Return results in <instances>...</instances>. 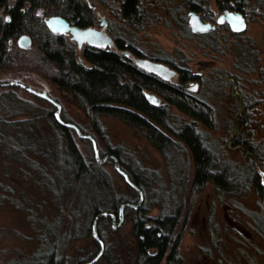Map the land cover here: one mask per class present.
<instances>
[{
  "label": "rangeland",
  "instance_id": "obj_1",
  "mask_svg": "<svg viewBox=\"0 0 264 264\" xmlns=\"http://www.w3.org/2000/svg\"><path fill=\"white\" fill-rule=\"evenodd\" d=\"M262 1L246 0L247 27L233 32L225 23H217L222 10L216 0H142L141 15L134 19L129 31H122V37L144 52L146 58L169 57L177 68L198 74L199 79L192 81L188 89L206 99L215 115L214 128L203 123L199 128L216 141L223 161L245 162L246 154L240 143H236L238 137L264 148ZM189 2L201 6V17L214 22V30L193 32L190 29ZM1 16L4 18L5 13ZM32 26L38 28L37 34L43 32L36 23ZM37 34L32 36V45L26 49L18 45L19 35L7 41L5 66L0 67V92L11 89L32 102L41 115V128L48 135L53 130L43 116L55 105L12 81L46 90L60 103L63 119L76 123L95 137L100 159L110 154L108 146L120 145L124 162L152 172L154 181L142 191L143 200L150 216L172 213L180 207L176 230L182 231L180 264H264V239L256 222L264 212L263 197L252 188L246 193L221 198L212 182L191 197L192 153L169 131L175 144L166 151L154 147L143 130L116 116L99 115L102 133L98 134L93 118L79 107L70 93L48 78L47 67L50 66L40 59L42 52ZM84 63L87 64L85 59ZM171 78L177 81L178 72ZM159 97L161 104L168 103L164 97ZM167 106L174 127L191 121L176 105ZM75 137L82 153L92 159L90 139L80 137L76 131ZM29 159L32 163L27 162ZM98 163L109 175L117 196L139 203L141 192L128 187L112 157ZM54 168L40 157L29 155L18 161L4 156L0 150V264H39L37 259L40 264L46 263L50 251L55 253L56 264L78 261L104 264L106 248L114 251L118 264H136L132 233L135 211L126 213L117 227H113L111 220H105L100 230L98 227L104 247L94 260L101 244L93 233L82 235L79 230L72 231L77 195L71 198L63 190Z\"/></svg>",
  "mask_w": 264,
  "mask_h": 264
},
{
  "label": "trees",
  "instance_id": "obj_2",
  "mask_svg": "<svg viewBox=\"0 0 264 264\" xmlns=\"http://www.w3.org/2000/svg\"><path fill=\"white\" fill-rule=\"evenodd\" d=\"M6 1L0 0V8ZM216 2L220 9L243 10L246 7V0ZM129 5L136 20L140 16L139 1L130 0ZM190 6L198 12L202 11L197 3L192 2ZM12 11L10 21H4L0 17V67L5 66L7 41L17 36L24 26L34 23L38 25L37 21L24 20L14 9ZM37 36L40 37L39 47L42 52L40 59L43 64L50 66L47 67L48 78L57 87L70 93L79 107L93 118V125L98 134L102 133L99 115L116 116L128 125L143 130L154 147L166 151L175 144L173 137L167 133L169 131L186 144L192 153L194 171L189 186L191 197L202 191L208 182L214 184L215 192L221 198L225 195L246 193L252 188L261 197L264 196V148H259L249 139L238 137L236 143H240L246 154L245 162L223 161L216 141L208 132L199 128L200 123L214 128L215 115L206 99L188 89L190 81L199 79L198 74L177 68L178 80L169 81L142 68L121 52L92 47L78 52L60 35H53L44 30ZM133 51L135 55L146 56L135 47ZM80 55L87 64L79 59ZM153 58L176 67L169 57ZM146 92H154L164 97L167 104L176 105L191 117V121L174 127L170 121L167 104L153 103ZM54 111L55 106H52L43 116L53 130L46 135L39 122L41 115L34 109L32 102L20 97L11 89L0 92V150L4 156L18 161L33 155L53 165L63 190L69 193L71 198L77 195V202L73 204L75 226L72 231L76 229L81 231L82 235L92 234L95 216L103 211L117 213L125 200L113 191L110 177L98 163L91 143L93 157L89 160L77 144L75 130L60 124L54 116ZM108 152L117 157L121 168L138 187L127 183L129 188L144 192L154 181L152 172L140 167L134 168L124 162L120 145L108 146ZM31 161L29 159L27 162L32 163ZM138 202L140 204L137 207L125 205L124 209L125 214L130 210L135 211L132 217V233L135 238L136 264H180L182 231H176L180 207L172 213L161 212L150 216L149 207L144 200L141 201V195ZM102 203L108 205L102 206ZM105 220L110 218L103 217L99 220V230ZM256 222L264 239V212L260 213ZM103 256L104 264H118L114 260L115 253L112 249L106 248ZM36 262L40 264V259ZM80 262L82 261L76 264ZM42 264H56L55 253L50 251L46 263Z\"/></svg>",
  "mask_w": 264,
  "mask_h": 264
},
{
  "label": "flooded vegetation",
  "instance_id": "obj_3",
  "mask_svg": "<svg viewBox=\"0 0 264 264\" xmlns=\"http://www.w3.org/2000/svg\"><path fill=\"white\" fill-rule=\"evenodd\" d=\"M138 1H139V9H140L139 14L141 15L142 0H138ZM129 4H130V0H7L6 4L0 8V17L4 21H10L13 12L12 10L14 9L15 13L21 16L24 20H28L29 22L37 21L39 23L38 24L39 29L43 31L47 30L53 35H57V36L60 35L63 38L67 39L68 42L71 43L74 46V49L77 50L78 52H82L83 49L86 47L111 50V51L121 52L125 56L133 59V61L135 62L136 58H146V56L143 57V56L135 55L133 51L134 46L131 43H129L127 39L122 37V31L124 30L129 31V29H131V27L133 26L134 17L133 14L130 12L131 9L129 8L130 6ZM191 4L192 2H189V7L191 8V10L189 11V15L190 12L192 11L196 12L197 14H199L202 21L205 22L209 21L212 24H214V27L209 31L214 30L216 28V24L211 20H204L201 17L200 12L196 11L192 6H190ZM244 9L243 10H238L234 8L221 9L222 12L217 17V23L218 24L225 23L227 26L230 27L226 19H223L221 22H219L221 15H224L227 11L241 12L247 22V17L244 13L245 12ZM3 12L5 13L4 18L3 16H1V13ZM139 14L137 16H139ZM54 16H58L64 19L68 23L70 29L66 30L65 32L53 31L49 27L47 20L50 17H54ZM71 28H77L80 30L91 29L95 33H100L101 39L96 38L95 39L96 43L84 41L80 45L79 41L74 38V34L71 31ZM37 29L38 28H34L32 24L24 26L23 30L18 34L19 35L18 45L22 47L20 45V37L23 35H26L30 38L31 40L30 43L32 45L33 42L32 36L37 34L36 33ZM106 35L112 39L113 41L112 43H108L106 40L103 39V36ZM11 39L12 38H10L9 40ZM31 45L22 48L26 49L29 48ZM79 59L84 60V57L80 55ZM147 59L157 62H162L168 65V67H170L171 69H174L176 71L175 74L178 72L177 67L174 66L171 67V65H169L167 62L156 60L155 58H147ZM160 77L163 78V76ZM171 79H165V80H171ZM192 81H190L188 85ZM110 157L113 158V155ZM119 210L117 213L113 212L116 215L115 221L113 220V218L109 217L112 223L118 221ZM80 264H88V263L86 262Z\"/></svg>",
  "mask_w": 264,
  "mask_h": 264
},
{
  "label": "water",
  "instance_id": "obj_4",
  "mask_svg": "<svg viewBox=\"0 0 264 264\" xmlns=\"http://www.w3.org/2000/svg\"><path fill=\"white\" fill-rule=\"evenodd\" d=\"M190 15H191V17L189 19V24H190V27L193 31H195V32H207L214 27V24H212L211 22L202 21L199 14H197L196 12L192 11V12H190ZM223 19H226V21L230 25V28L232 31L241 32V31L245 30V28L247 27L246 19L241 12L227 11L224 15H221L219 22H221ZM241 21H242V23H241ZM47 23L53 31L65 32L66 30L70 29L68 23L64 19H62L58 16L50 17L47 20ZM238 28L240 30H237ZM71 31L74 34V38L79 41L80 45L84 41L96 43L95 42L96 38L101 39L100 33H95L91 29H84V30L81 29L80 30L77 28H71ZM103 39L106 40L108 43L113 42L112 39L109 38L107 35L103 36ZM30 42H31V40L28 36L23 35L20 37V45L22 47H27V46L31 45ZM135 62L138 65H140L141 67L145 68L146 70L152 71L153 73H155L159 76H163L164 79H171V77L176 72L174 69H171L170 67H168V65H166L162 62L153 61V60H150L147 58H136ZM12 83H16V84L20 85L21 87L25 88L26 90H28L29 92H31V93L39 96V97L45 98L46 100H48L52 104H54L56 107V109L54 111V116L60 124L73 128L80 137L88 138L91 140L93 150H94V155H95L97 161H99V162L105 161L108 157L112 156V154H107L102 159H100V151H99V148L97 146V141H96L95 137L90 133L82 132V130L80 129V127L76 123L64 120L61 117V105H60V103L57 100H55L52 96H50L46 90H42V91L37 90V89L33 88L32 86H29V85H27L23 82H19V81H12ZM146 95L152 102H153V100H155L156 104H159L161 102L160 97L154 92H146ZM113 158H114L115 168L118 170L119 173H121L123 175L125 181L128 184L134 186L135 188H138L133 183V181L130 179L129 174L123 168H121L117 157L113 156ZM262 175H263V184H264V171H263ZM143 199H144V196H143V192L141 191V201ZM139 204H140V202L139 203H133L130 201H125L124 203H122L120 206V210H119V216H118L117 224L114 222L113 227H117L118 225L122 224V222L124 220L123 210L125 208V205L137 207ZM263 206H264V196H263ZM103 217H111V218H113L114 221L116 220V215L113 212H109V211H103V212H101L95 216L93 223H92V233H93V236L95 237V239L98 240L99 243L101 244V250L99 251L98 255L94 258V260H96L101 255V253L103 252L104 242L99 237V233H98V222Z\"/></svg>",
  "mask_w": 264,
  "mask_h": 264
},
{
  "label": "snow or ice",
  "instance_id": "obj_5",
  "mask_svg": "<svg viewBox=\"0 0 264 264\" xmlns=\"http://www.w3.org/2000/svg\"><path fill=\"white\" fill-rule=\"evenodd\" d=\"M241 23H242V21H241ZM237 30H240V29L238 28ZM153 103H156V101H155V100H153Z\"/></svg>",
  "mask_w": 264,
  "mask_h": 264
}]
</instances>
